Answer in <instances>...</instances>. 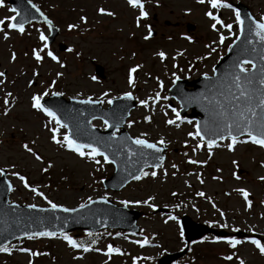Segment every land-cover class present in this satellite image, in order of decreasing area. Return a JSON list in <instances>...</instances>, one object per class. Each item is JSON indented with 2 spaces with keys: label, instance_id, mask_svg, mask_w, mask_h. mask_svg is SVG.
Instances as JSON below:
<instances>
[{
  "label": "rangeland",
  "instance_id": "obj_1",
  "mask_svg": "<svg viewBox=\"0 0 264 264\" xmlns=\"http://www.w3.org/2000/svg\"><path fill=\"white\" fill-rule=\"evenodd\" d=\"M33 1L55 18L60 33L45 49L47 41L40 40L41 33L49 36L45 26L30 23L21 33L8 29L7 21L0 25V72L5 73L0 78L4 80L0 84V169H6L13 184L10 202L48 207L47 201L50 200L57 205L75 208L86 204L89 197H108L120 204L127 201L128 206L144 211V215L139 218L141 232L136 235L111 230L94 233V237L81 230L69 233L70 237L81 239L84 245H91L88 252L72 248L57 234L12 243L9 253L0 252V264H28L30 259L32 264H132L135 256L147 257L149 264H158V258L166 252L185 247L180 224V217L184 214L219 228H222L219 225L227 224L223 228L258 233L264 244V203H261L264 201V181L259 179L264 176V148L249 141L237 143L229 151L226 144L230 140L225 139L212 148L211 154L206 143L193 151L200 139L190 137L188 133H195L196 121L180 116L181 120L176 122L179 127L166 123L175 119L176 112L181 109L178 101L168 96L175 80L212 74L215 64L239 34L237 9L232 3L247 5L260 19L264 17V0H221L216 9H212L207 0L205 3L198 0H140L147 13L144 17L140 16V8H133L128 0ZM100 8L113 15L100 14ZM10 9L8 0H3L0 19L13 16ZM209 11L223 24H231V30L219 24L213 30L210 25L214 21L205 15ZM80 17H85L86 22ZM69 24L77 27L70 30ZM189 24L194 26L191 32L187 29ZM152 27L157 30L154 37L149 36ZM220 35L225 37L223 43ZM62 45L69 46L72 51L61 50ZM33 49L40 51L43 57L40 63L36 62ZM47 51H52L59 62L51 60ZM161 51L166 54L164 60L157 55ZM93 62L103 65L104 77L96 75ZM136 65L140 67L133 73V86L128 84V73ZM56 72L62 75L57 77ZM29 80L33 81L32 85H28ZM9 92L15 99L5 114L3 101ZM125 92L135 94L139 102L148 100L147 107L138 103L132 111L126 123L129 133L156 144L163 138L168 150L161 168L147 170H155L156 177H142L124 189L114 191L103 186L104 179L114 171L112 164L98 155L94 159L81 157L66 146L53 142L51 129L56 127L55 121L32 109L30 97L37 94L43 98L61 93L68 99L90 97L102 100L106 106L109 99ZM145 117L149 119L145 120ZM93 124L101 128L107 126L102 120H94ZM65 133L68 134L67 128L60 127L57 139L62 141ZM23 144H29L41 160H35L24 150ZM189 160L198 163L192 164ZM233 160L237 165L232 163ZM14 171L24 175L47 200L25 189L12 175ZM241 188L249 193L251 208L246 206L244 197L237 191ZM197 192H203L204 196L196 195ZM149 196L154 197L149 201L154 208L135 203ZM157 207H168L170 212L155 213ZM169 216L176 219H168ZM145 239L148 243H137ZM93 240L95 244H92ZM240 241L242 243L233 248L222 239L204 238L195 243L196 254L200 257L198 264H239V260L244 264H264V254L249 242L250 239ZM108 245L120 251L107 254ZM20 248L40 255L30 257L19 251ZM229 255L233 256L231 261L224 259Z\"/></svg>",
  "mask_w": 264,
  "mask_h": 264
},
{
  "label": "water",
  "instance_id": "obj_2",
  "mask_svg": "<svg viewBox=\"0 0 264 264\" xmlns=\"http://www.w3.org/2000/svg\"><path fill=\"white\" fill-rule=\"evenodd\" d=\"M10 2L18 11L15 22L25 24L33 19L45 20V15L41 16V11L37 12V7L33 8L34 4L29 0H10ZM237 6L241 10L243 31H241L239 39L236 40L228 53L215 67V74L213 76L207 75L208 79L204 75L192 81L177 80L170 91V95L175 96L181 102L183 114L188 109H192L189 116L198 119L201 133L205 135L206 140L214 137L211 136L210 131L206 133L204 130L205 121L209 117L205 111L208 101L202 99V96L211 97L212 92L209 91L211 84L216 82L217 77H223L230 66L238 61L252 60L257 65V68L253 71L257 72L259 67L264 64V61L260 59V56L264 55V42H261L255 36V33L250 31V28L255 27L253 21H259L252 16L248 7L242 4H237ZM52 29L53 34L49 38V43L55 39L58 33L56 27L52 26ZM96 72L104 76L102 66L96 65ZM186 85L193 86V88L188 89ZM132 97V99H126L124 96L113 99L111 106L107 108L102 107L101 101L86 104L80 102L84 99L68 100L61 95H53L42 101L46 107L56 112L61 124L67 125L70 131L69 136L72 139L80 143L94 144L95 147L108 156L110 161H115L116 170L114 174L104 182L107 188L116 190L122 188L132 180V176L139 175V169H145L157 163L161 165L162 162L158 161L156 157L160 155L165 157V146L157 145L162 149L159 153L154 152L152 149L142 148L132 143L135 138L131 137L125 129H121L119 134L113 135L118 126H123L131 109L135 107L136 100L134 96ZM93 118L107 120L109 128L102 131L92 126L91 121ZM130 151L133 153L132 155H129ZM145 161L147 166H145ZM8 183L10 181L4 171V174L0 177V244L5 245L15 239L24 237V232L44 230L59 232L80 228L96 231L105 227H115L132 232L139 231L137 220L142 213L129 209L127 206L116 205L108 199L93 200L91 204H86L85 208L78 207L76 212H64L60 208L53 210L38 206L29 208L28 206L9 203ZM160 210L167 211V209ZM182 224L188 242L208 233L218 236L247 235L242 231L228 233L225 230L211 228L205 224L194 222L189 216L182 218ZM186 252L187 249L169 253L159 259V264H170Z\"/></svg>",
  "mask_w": 264,
  "mask_h": 264
},
{
  "label": "snow or ice",
  "instance_id": "obj_3",
  "mask_svg": "<svg viewBox=\"0 0 264 264\" xmlns=\"http://www.w3.org/2000/svg\"><path fill=\"white\" fill-rule=\"evenodd\" d=\"M199 3H205V0H198ZM207 3L211 6L212 9H216L221 5V0H207ZM3 4V0H0V5ZM128 4L132 6L133 8L139 7L140 8V16L144 17L147 15V13L143 10V5L141 4L140 0H128ZM230 7V5H224ZM36 6L33 5V8ZM10 11L15 12V8L10 9ZM36 11L39 12V9L36 8ZM100 14H107V15H113L111 12H106L105 9L100 8L98 9ZM206 16H208L211 20L214 21L210 26L213 30L217 29V25H221L222 27H225L229 30H231L232 25L231 24H223L222 21L218 19L217 16L213 15L211 11L205 13ZM41 16H43V13H41ZM237 23L242 24L243 22L240 20V13H236ZM45 22L51 25V21L47 20V17H44ZM80 20L82 22H86L85 17H80ZM7 21V23H6ZM16 17L15 16H9L5 17L4 19H0V25H5L8 29L17 30L21 33L24 32V23L23 22H15ZM253 24L255 25L254 28H250L251 32L255 33V36L259 38L261 42H264V17L260 18V21H253ZM77 25L75 24H69L68 28L74 29ZM241 31H243V28H241ZM151 30H149V36L151 35ZM5 38H7L8 33H4ZM148 37L146 36L145 39ZM189 40H191V37H188ZM220 42L223 43L225 37L223 35H220L219 37ZM239 39V37H237ZM40 40L47 41V37L41 33L40 34ZM44 48L47 49V43L44 44ZM69 52L72 51L71 48L68 49ZM212 51H215V49H212ZM178 55L180 53H177ZM159 58L161 60L165 59L166 54L161 51L157 53ZM33 56L37 63H40L43 59V57L40 54V51L37 49H33ZM47 56L51 58L53 61H57L58 57L52 53V51H47ZM12 59H15V54L13 53ZM260 59L264 61V55L260 56ZM246 65H251L250 70ZM61 67H64L63 64H61ZM140 67V65H136L135 67L129 69L128 73V84L134 86V79H133V73L136 72V70ZM257 68V65L253 63L252 60H243L238 61L230 66V69L226 71V73L223 75V77H217L216 82L212 83L209 91L212 92L211 97L208 96H202V99L208 101V106L205 108L206 113L208 114L209 119L205 121L204 124V130L205 132H211V136L214 138H208L205 140V135H202L201 128L199 123L195 125L196 131L195 133L189 132L188 136L190 137H199L200 143L196 145V148L193 149V151H196L197 148H200L205 143L207 145V148L209 150V153L211 154V150L214 146L217 145V141H223L225 140L226 136L230 140L229 143L226 144V147L229 151H232L234 149V145L237 143H246L251 142L253 144L258 145L261 148H264V64H262L259 67V71H253ZM213 72L215 74V69H213ZM33 75H36V73H33ZM57 77L61 76V72H56L55 74ZM205 78L208 79L207 74H204ZM5 73L0 72V78L4 77ZM93 80L96 79L95 76L92 77ZM4 80L0 79V84H3ZM53 84L55 81L52 82ZM33 81L29 80L28 85H32ZM51 86V85H50ZM45 95L48 93L45 92ZM52 95H61V93H52ZM104 95H107L106 93ZM124 98L126 99H132V94L129 92H125ZM11 98V99H10ZM156 98L159 99V93L156 94ZM14 97H12V94L9 92L6 94V97L3 101L5 105L4 112L7 114L8 112V106L12 101H14ZM42 97L37 94H33L30 97L31 101V108L40 112H43L46 116L50 117L52 120L55 121L56 127L51 129L52 135L51 140L55 142L56 144H61L63 146H66L70 150L76 152L81 157H87L89 159H94L97 155L103 156L105 162H111L115 163V161H109V158L107 155H105L103 152H101L97 147L94 146L92 143H80L77 140L72 139L67 133L64 134L63 140L57 139V131L60 127H67L66 124H61V120L57 117L56 112H54L51 108L46 107L44 104L41 103ZM81 103L86 104H92V103H99L100 101H93L90 97L86 100L80 101ZM108 103L111 104L112 100L109 99ZM140 104L144 105L145 107L148 106V100H141L139 102ZM173 112H176V109H173ZM149 117H145V120H148ZM181 120L180 114L176 112L175 119H169L166 121L169 125H174L176 127H179V124L176 122ZM108 124V121L105 120V125ZM47 127V125H45ZM246 134L247 139L241 140L238 139V136H243ZM115 135V134H113ZM132 143L138 146H141L142 148L152 149L154 152H161L162 149L160 147H157V144L150 143L146 139L142 138H136L132 140ZM158 143L160 145H164V140L161 138ZM22 147L26 152L31 154L35 160L39 161L41 160V156L33 150L29 144H23ZM84 149H88V151H84ZM133 153L130 151L129 155H132ZM143 155V154H141ZM158 161H163L164 157L162 155L156 157ZM96 163H99V161H96ZM189 163L196 164L198 161L196 160H189ZM232 163L234 165H237V161L233 160ZM145 166H147V162L145 161ZM51 167V165H49ZM160 167V164H154L153 168ZM173 168L176 167L175 164L172 165ZM42 171H47V169H42ZM4 174V170L0 169V175ZM175 174V173H173ZM12 175L17 177L19 181L23 184V187L25 189H30L33 193H35L37 196L43 197L45 200H47V197L44 196V193L39 191L37 187L31 186L26 177L24 175H21L19 172H12ZM233 175L236 177V179H239V176L236 175L234 172ZM156 177L157 172L155 170L151 172L144 171L143 168L139 169V175L132 176V179L140 180L142 177ZM259 179L261 181H264V176H260ZM203 181H201L202 183ZM8 191H12V185L8 183ZM237 191L244 197L246 206L248 208L252 207V201L248 199L249 193L241 188L237 189ZM172 195H176V193H172ZM196 195L198 196H204L203 192H197ZM101 199L106 200V197H101ZM153 196H149L146 200L143 201H135V203L140 204L144 203L148 205L150 208H154L155 205L150 204L149 201L153 200ZM50 208L55 210L60 208L64 212H76L77 208H64L61 205H57L56 203H53L52 201H47ZM93 201L91 197H89L87 203L91 204ZM121 203H124L127 205V201H122ZM261 203H264V201H261ZM87 205L82 203L79 205V208H85ZM215 206V205H213ZM29 208H34L36 205H28ZM43 211V209H41ZM221 216H223V213H221ZM168 219L175 220V216H169ZM220 227H227V224H221ZM233 231H238V229H233ZM23 235L27 236L29 239H33L36 237H55L57 236V232L55 231H36V232H24ZM60 237L65 240L68 245H70L74 249L82 248L84 252H88L91 249V245H84L82 243L77 242L72 237L68 236L66 233L61 231L59 233ZM91 235V233H89ZM119 235V234H117ZM183 235V233H181ZM217 240H224L230 247H235L236 245L242 243V241L237 240L235 237L231 238H223V237H217L215 238ZM251 244H253L256 249L259 250L261 254H264V244L261 243L260 240L251 238L249 241ZM96 241L93 240L92 244H95ZM137 243H140L141 245L148 243L147 239L144 241H137ZM11 249L4 245L0 244V252L9 253ZM19 251L24 252L28 254L30 257H35L40 255L38 252H33L27 248H20ZM95 251H100V249H95ZM120 250L118 248H113L111 245H108L107 247V254H111L113 252H119ZM226 260H232L233 256L229 255L224 257ZM237 259H239L237 257ZM28 264H32V260L30 259L28 261ZM135 264V262H134ZM239 264H244L243 260H239Z\"/></svg>",
  "mask_w": 264,
  "mask_h": 264
},
{
  "label": "trees",
  "instance_id": "obj_4",
  "mask_svg": "<svg viewBox=\"0 0 264 264\" xmlns=\"http://www.w3.org/2000/svg\"><path fill=\"white\" fill-rule=\"evenodd\" d=\"M136 264H144V262L142 261L141 263H136Z\"/></svg>",
  "mask_w": 264,
  "mask_h": 264
},
{
  "label": "flooded vegetation",
  "instance_id": "obj_5",
  "mask_svg": "<svg viewBox=\"0 0 264 264\" xmlns=\"http://www.w3.org/2000/svg\"><path fill=\"white\" fill-rule=\"evenodd\" d=\"M155 18H156V16H155ZM167 24H169V22H167Z\"/></svg>",
  "mask_w": 264,
  "mask_h": 264
}]
</instances>
